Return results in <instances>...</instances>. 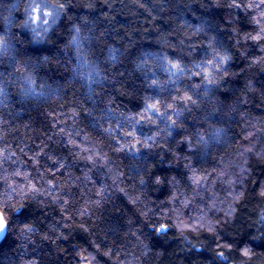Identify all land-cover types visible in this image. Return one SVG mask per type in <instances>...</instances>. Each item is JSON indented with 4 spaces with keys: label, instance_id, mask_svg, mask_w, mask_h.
Segmentation results:
<instances>
[{
    "label": "clouds",
    "instance_id": "obj_1",
    "mask_svg": "<svg viewBox=\"0 0 264 264\" xmlns=\"http://www.w3.org/2000/svg\"><path fill=\"white\" fill-rule=\"evenodd\" d=\"M0 264H264V0H0Z\"/></svg>",
    "mask_w": 264,
    "mask_h": 264
}]
</instances>
